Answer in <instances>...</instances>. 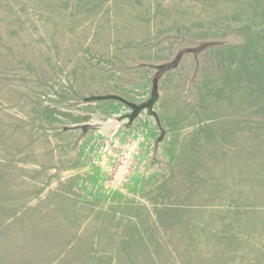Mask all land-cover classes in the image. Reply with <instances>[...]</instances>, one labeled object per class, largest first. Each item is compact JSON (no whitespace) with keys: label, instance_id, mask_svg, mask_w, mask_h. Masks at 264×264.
I'll return each instance as SVG.
<instances>
[{"label":"rangeland","instance_id":"rangeland-1","mask_svg":"<svg viewBox=\"0 0 264 264\" xmlns=\"http://www.w3.org/2000/svg\"><path fill=\"white\" fill-rule=\"evenodd\" d=\"M0 264H264V0H0Z\"/></svg>","mask_w":264,"mask_h":264},{"label":"built area","instance_id":"built-area-1","mask_svg":"<svg viewBox=\"0 0 264 264\" xmlns=\"http://www.w3.org/2000/svg\"><path fill=\"white\" fill-rule=\"evenodd\" d=\"M135 154H137L136 151H134ZM112 170V168L110 169ZM112 178H113V181H119V177H117V175L114 173L113 175L111 174ZM120 182V181H119Z\"/></svg>","mask_w":264,"mask_h":264},{"label":"water","instance_id":"water-1","mask_svg":"<svg viewBox=\"0 0 264 264\" xmlns=\"http://www.w3.org/2000/svg\"><path fill=\"white\" fill-rule=\"evenodd\" d=\"M109 128H110V127H107V128L105 127L104 131L108 130Z\"/></svg>","mask_w":264,"mask_h":264}]
</instances>
